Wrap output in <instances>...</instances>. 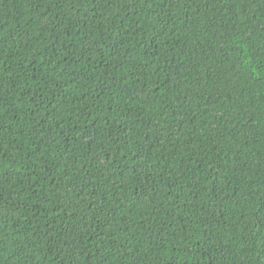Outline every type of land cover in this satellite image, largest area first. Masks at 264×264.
Wrapping results in <instances>:
<instances>
[{
  "label": "trees",
  "instance_id": "16d2710c",
  "mask_svg": "<svg viewBox=\"0 0 264 264\" xmlns=\"http://www.w3.org/2000/svg\"><path fill=\"white\" fill-rule=\"evenodd\" d=\"M0 264H264V0H0Z\"/></svg>",
  "mask_w": 264,
  "mask_h": 264
}]
</instances>
